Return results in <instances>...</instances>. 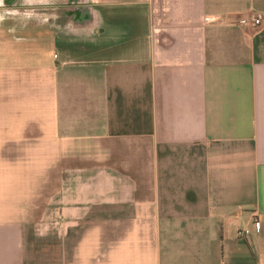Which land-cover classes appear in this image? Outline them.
<instances>
[{
    "label": "crops",
    "instance_id": "obj_1",
    "mask_svg": "<svg viewBox=\"0 0 264 264\" xmlns=\"http://www.w3.org/2000/svg\"><path fill=\"white\" fill-rule=\"evenodd\" d=\"M39 1L0 2V264H264V0H90L96 41Z\"/></svg>",
    "mask_w": 264,
    "mask_h": 264
},
{
    "label": "flooded vegetation",
    "instance_id": "obj_2",
    "mask_svg": "<svg viewBox=\"0 0 264 264\" xmlns=\"http://www.w3.org/2000/svg\"><path fill=\"white\" fill-rule=\"evenodd\" d=\"M82 1V0H77ZM39 12L42 16L39 20V25L41 30H45L47 25L52 27V22L45 21V15L48 16L49 14L52 16H56L54 21V28L56 29L57 38H63L62 36H71L73 35L71 32L72 30L80 31V33H85L84 29H87L88 26H100V21L93 16L92 11L88 12L89 16L81 17L83 10L80 9L79 6H82L81 3L79 4H72V0H40L39 1ZM43 3V4H42ZM88 5V4H87ZM94 8V7H93ZM87 9V8H86ZM80 12V13H79ZM78 13V19L74 18V14ZM79 27V28H77ZM48 29V28H47ZM82 30V31H81ZM98 35L91 38L96 41L98 39Z\"/></svg>",
    "mask_w": 264,
    "mask_h": 264
},
{
    "label": "water",
    "instance_id": "obj_3",
    "mask_svg": "<svg viewBox=\"0 0 264 264\" xmlns=\"http://www.w3.org/2000/svg\"><path fill=\"white\" fill-rule=\"evenodd\" d=\"M10 2L8 3V4H6V5H8V6H18V5H20V4H18L19 2H18V0H9ZM89 2H90V0H82V1H77V0H72V4H79V3H81L82 4V6H79L80 7V9H82L83 10V13H82V15H81V17H84V16H89V13L88 12H91L92 10H93V6H91V5H89ZM43 4V3H42ZM88 4V5H87ZM38 5V7L37 8H39V5L40 4H32L31 6H37ZM25 6H29V5H27V4H25ZM87 8V9H86ZM93 12V11H92ZM80 13V12H79ZM94 13V12H93ZM93 16H95V14H92ZM74 16V18H76V19H78L79 17H78V13H76V14H74L73 15ZM96 17V16H95ZM77 28H79V27H77ZM101 30V28L100 27H95L94 25L93 26H88L87 27V29H84V34L83 33H79V35H81V38L83 39V40H85V39H88V38H90L94 33H95V31H97V30ZM82 31V30H81ZM78 32H80V31H77V30H74L73 29V33L75 34V35H78L77 33ZM72 33V32H71ZM72 33V34H73ZM74 35V36H75Z\"/></svg>",
    "mask_w": 264,
    "mask_h": 264
},
{
    "label": "built area",
    "instance_id": "obj_4",
    "mask_svg": "<svg viewBox=\"0 0 264 264\" xmlns=\"http://www.w3.org/2000/svg\"><path fill=\"white\" fill-rule=\"evenodd\" d=\"M247 23L255 27L256 29L261 28L264 26V15L263 14H256L251 16L246 20ZM254 225L256 226L257 230L260 229V222L256 220L254 222ZM250 233V229L247 227L241 228L237 231L238 236H247Z\"/></svg>",
    "mask_w": 264,
    "mask_h": 264
},
{
    "label": "clouds",
    "instance_id": "obj_5",
    "mask_svg": "<svg viewBox=\"0 0 264 264\" xmlns=\"http://www.w3.org/2000/svg\"><path fill=\"white\" fill-rule=\"evenodd\" d=\"M0 2H2V0H0ZM31 0H26V3H30ZM25 15H28L30 16L31 14L30 13H26ZM4 19V16L2 14H0V21H2Z\"/></svg>",
    "mask_w": 264,
    "mask_h": 264
},
{
    "label": "rangeland",
    "instance_id": "obj_6",
    "mask_svg": "<svg viewBox=\"0 0 264 264\" xmlns=\"http://www.w3.org/2000/svg\"><path fill=\"white\" fill-rule=\"evenodd\" d=\"M27 229H28L29 232H32V230H31L32 226H27Z\"/></svg>",
    "mask_w": 264,
    "mask_h": 264
}]
</instances>
